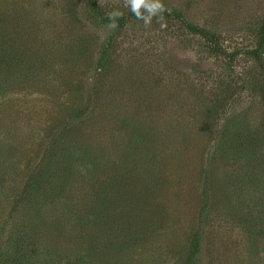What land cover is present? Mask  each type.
Segmentation results:
<instances>
[{"label":"rangeland","instance_id":"obj_1","mask_svg":"<svg viewBox=\"0 0 264 264\" xmlns=\"http://www.w3.org/2000/svg\"><path fill=\"white\" fill-rule=\"evenodd\" d=\"M157 2L221 52L130 0H0V264H264V0Z\"/></svg>","mask_w":264,"mask_h":264},{"label":"trees","instance_id":"obj_2","mask_svg":"<svg viewBox=\"0 0 264 264\" xmlns=\"http://www.w3.org/2000/svg\"><path fill=\"white\" fill-rule=\"evenodd\" d=\"M88 2L90 4V6L93 8V10L102 18L109 19L111 17L110 15H107V13L104 12L103 8L97 3V0H88ZM145 14L146 13H141V17H145ZM154 16L155 17H162V18L167 19V20H170L172 18L177 19V20L180 19L181 23L183 25H185L190 32L201 35L204 39H206L212 45V47L215 51L221 52V49H220L221 46L219 43V39L215 33L211 32L207 28H203V27L191 24L189 21H187L184 18V16L180 12L172 11V13H169L167 10H164V11H160V12L155 13ZM129 17L143 19L141 17H137V15L133 11L129 12ZM115 18L117 20H119L120 23L123 22V16L116 15ZM52 217H53V215L49 219H47V221H46L47 224L51 221ZM48 220H50V221H48ZM143 235H145V234L143 233ZM81 237H82V235L77 238V233L72 235V241L74 243L75 242L79 243L80 249L84 248V245H83L84 241L82 240V239H84V236L82 237V239H81ZM30 248H32L30 245L26 246V255H25L26 258H28L27 257L28 256V250ZM32 249L35 251L36 247H33ZM16 252L18 254V257H15ZM21 255H22L21 251L15 250V251H13L12 255L6 259L5 263H2V264H24L23 260L21 262H19V258H21Z\"/></svg>","mask_w":264,"mask_h":264},{"label":"clouds","instance_id":"obj_3","mask_svg":"<svg viewBox=\"0 0 264 264\" xmlns=\"http://www.w3.org/2000/svg\"><path fill=\"white\" fill-rule=\"evenodd\" d=\"M132 11L137 15V17H141V13L139 11L140 7L143 5L145 8L148 9V12L151 14H155L158 10L163 11L162 5L157 3L152 4H146L145 0H130ZM145 20V23L147 24L151 18V16H145L141 17Z\"/></svg>","mask_w":264,"mask_h":264}]
</instances>
